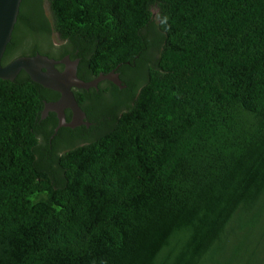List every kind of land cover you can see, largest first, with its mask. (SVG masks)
Wrapping results in <instances>:
<instances>
[{"label":"trees","instance_id":"1","mask_svg":"<svg viewBox=\"0 0 264 264\" xmlns=\"http://www.w3.org/2000/svg\"><path fill=\"white\" fill-rule=\"evenodd\" d=\"M49 2L22 1L2 63L116 70L110 97L75 95L129 106L56 132L60 92L0 78V264H264V0Z\"/></svg>","mask_w":264,"mask_h":264},{"label":"water","instance_id":"2","mask_svg":"<svg viewBox=\"0 0 264 264\" xmlns=\"http://www.w3.org/2000/svg\"><path fill=\"white\" fill-rule=\"evenodd\" d=\"M22 1L0 0V78L14 80L24 70L35 82L60 92L61 96L57 101L45 102L42 116L46 118L50 112L57 114L59 124L56 132L61 127L74 128L86 117V113L77 100L73 88L89 89L96 87L104 79H109L123 87L119 73L113 70L110 73L101 74L93 80L85 81L77 77V65L79 63H76V65L74 63L72 67L67 66L65 70L61 71L57 68V65L60 63L69 65L67 62L70 58L58 60L41 53L33 56H20L4 65L2 59L8 44L12 40ZM66 109H71L74 112V119L71 122L65 121Z\"/></svg>","mask_w":264,"mask_h":264},{"label":"flooded vegetation","instance_id":"3","mask_svg":"<svg viewBox=\"0 0 264 264\" xmlns=\"http://www.w3.org/2000/svg\"><path fill=\"white\" fill-rule=\"evenodd\" d=\"M54 43H58L57 41H55ZM70 58L69 61L67 62L69 65H67L66 63H60L59 65H57V68L59 70H65L67 66H71L75 63L78 64L79 63V58H72L71 55H66L64 56L63 58H60V59H64V58ZM58 59V60H60ZM78 61V62H77ZM77 77L79 79H82L79 75H78V68H79V64L77 65ZM98 77V76H97ZM95 77V78H97ZM95 78H92L95 79ZM110 84H115L113 81L109 80V79H104L102 81H100L96 87H91L89 89H81V88H77V87H74L73 90H83L85 91V94H86V102H91L92 101V93L93 92H98L100 94H102L103 96H107V97H110L111 93H112V88H110ZM114 96V95H113ZM58 100V99H57ZM57 100H53V101H57ZM128 103H123V104H120V105H117L114 107V110L111 108L109 109V111L106 113L107 115L105 116V118H101L99 114H95V116H92V115H89L87 110L84 109V107L81 105V107L84 109L85 113H86V117H84L82 119L81 122L83 123H79V125H77L76 127L72 128L73 130H76V129H79V128H84L86 129L87 131H89L90 133L91 132H96L100 129L101 127V124L103 123V121H106V120H110L113 118L114 114H120L121 112H124V110H126V108L128 107ZM51 113V112H50ZM50 113L46 116L48 117L50 115ZM65 114H66V119L65 121L67 122H71L73 119H74V112L71 110V109H66L65 110ZM71 128V127H69ZM65 137L61 138L62 139V143H63V147H66L67 144L65 143L66 142V135H64ZM86 137V136H85ZM84 136L83 137H79V139H84L85 138ZM85 141V140H84ZM62 147V148H63Z\"/></svg>","mask_w":264,"mask_h":264},{"label":"rangeland","instance_id":"4","mask_svg":"<svg viewBox=\"0 0 264 264\" xmlns=\"http://www.w3.org/2000/svg\"><path fill=\"white\" fill-rule=\"evenodd\" d=\"M44 9H45L46 15L50 18V20H52L49 0H44ZM154 13H155L154 19L156 21L155 25H157L158 24V15H157L158 13H157L156 10H154ZM152 37L155 38L154 35H152ZM156 38H157V35H156ZM159 49H160V47H154V48H152L150 50V54L149 55H150V57L153 58V60H155L159 56V54H160L159 53ZM108 101H109V98H102L101 100H99L97 102V104L99 106H101L100 109L98 110V112H99L98 114L100 115L101 118H105L104 109H109L110 108L109 107L110 103ZM110 124L111 123L109 122V120L103 121V123L101 124L100 129L97 132H95V134L93 136H98V135L104 133L105 131H107V129L109 128ZM45 140H46L45 138H43V137L41 138V142H43L44 145L46 144ZM66 149H67V147H64V148H62V151H65Z\"/></svg>","mask_w":264,"mask_h":264}]
</instances>
